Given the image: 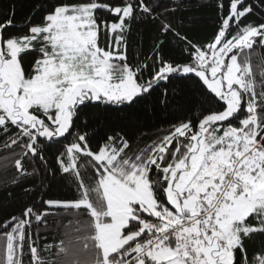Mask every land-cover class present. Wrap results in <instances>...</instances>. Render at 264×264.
Masks as SVG:
<instances>
[{"label":"snow or ice","instance_id":"6c2138e0","mask_svg":"<svg viewBox=\"0 0 264 264\" xmlns=\"http://www.w3.org/2000/svg\"><path fill=\"white\" fill-rule=\"evenodd\" d=\"M215 6L219 24L207 44L162 22L164 33L184 41L182 60L157 50L150 70L148 63L129 66L124 33L140 16L166 15L167 8L156 12L159 4L57 0L47 9L37 5L33 15L43 11L42 22L32 24L30 17L23 35L12 31L14 9L0 22V136L8 138L5 148L19 149L13 183L41 173L71 176L76 194L44 199L43 178L25 189L40 194L0 225V264H24L26 248L29 264H264V254L249 259L245 247L253 233H264V90L256 91L247 55L264 48V23L242 24L254 7L247 0H216ZM101 10L113 19L106 22ZM102 30L107 49L98 43ZM173 81L198 86V114L177 100L176 87L171 97L164 87L157 103L187 119L149 147L129 154L130 142L119 134L93 147L94 131L73 132L83 107H132ZM53 150L50 162L45 153ZM25 159L38 166L27 171ZM82 160L92 169L91 184ZM61 212L86 216L77 231L87 235L61 241L59 259L45 260L33 223L46 226L47 217Z\"/></svg>","mask_w":264,"mask_h":264},{"label":"trees","instance_id":"16d2710c","mask_svg":"<svg viewBox=\"0 0 264 264\" xmlns=\"http://www.w3.org/2000/svg\"><path fill=\"white\" fill-rule=\"evenodd\" d=\"M57 0H0V22L4 21L7 16L13 11L15 13L14 27L12 31L17 35L26 34L27 29L22 28V25L31 17L32 24L42 22L44 15L43 11L33 15L37 5H43L45 9L53 6ZM73 2H91V0H73ZM98 3H110L113 6L121 4L123 0H96ZM145 3L154 6L159 4L156 12H164L168 9L166 15L158 16L157 18L140 16L134 20L131 25L130 32L125 34L126 56L127 63L135 69L137 66L148 63L149 70L152 65V57L159 50L166 58H170L180 62L182 60V50L184 41L171 31L164 33L162 31V22H167L172 25L176 32L181 37H186L187 40L193 43L202 45L207 44L218 28V10L216 8V0H145ZM248 4H253V11L242 24L264 23V7L257 6L259 0H247ZM175 9L174 11L172 9ZM98 15L110 22L113 17L110 14L98 12ZM236 28L233 25L232 34H235ZM248 63L252 71V78L256 84V91L264 90V48L259 46L254 47L251 52L247 53ZM149 70H145L143 79L149 76ZM168 87L171 89L176 87L179 95L177 100L187 106H196L192 108L190 115H197L199 111L200 101L203 97L200 95L198 86L187 83L182 84L179 81H173L171 84H161L160 87L144 100L138 101L132 107H115L111 105H92L89 104L83 107L80 112L79 119L76 120V128L73 132L89 133L95 132L93 138V147L97 140H103L107 135H122L129 140L131 147L128 149L129 154L136 153L141 149L149 147L154 142H158L163 136L169 133V130L174 124L180 120L187 119L180 112H175L165 109L157 103V97L160 91ZM155 108V111L146 109ZM243 118V114L241 116ZM87 121V129L84 128L83 122ZM238 121H233V125L237 126ZM7 137L0 136V225L4 221L13 216L20 215L26 207L33 203V200L39 196L27 193L25 189L39 187L43 173L32 178H25L20 183H13L17 178V171L14 167L15 159L19 158L16 153L17 148H5ZM72 136H69L67 142H71ZM174 148V145H173ZM48 160L51 162L56 153L55 151H47L45 153ZM25 169L29 172L38 165L33 164L29 160L23 161ZM85 167L81 169L85 179V183L91 184L89 177L92 174V169L86 166L85 161H81ZM72 181L71 176L61 178L47 176L43 178V184L47 189V194L44 199H59L69 200L76 198L73 187L70 186ZM74 183V182H73ZM86 216H74L72 214L65 215L61 212L59 215L49 216L45 224L39 226L33 223V238L36 239V246L39 254L45 260H58L56 256V245L61 241H67L69 238L75 239L77 236L83 237L87 233L80 231L78 228L83 227V221ZM256 225L255 218L249 221ZM5 229L0 227V232ZM46 246H52L46 250ZM245 247L249 259L254 255L264 254V233H253L249 239L245 241ZM27 253L24 257V264H29L31 259L27 248Z\"/></svg>","mask_w":264,"mask_h":264},{"label":"rangeland","instance_id":"374dc122","mask_svg":"<svg viewBox=\"0 0 264 264\" xmlns=\"http://www.w3.org/2000/svg\"><path fill=\"white\" fill-rule=\"evenodd\" d=\"M125 34H126V32L124 33V36H125ZM98 43L101 47H104L107 49V47H108V36H107L106 32H104L103 30L100 33ZM122 50H123V46H122ZM148 78H149V76H146V78H144L143 80H147ZM141 82H143V81H141Z\"/></svg>","mask_w":264,"mask_h":264}]
</instances>
